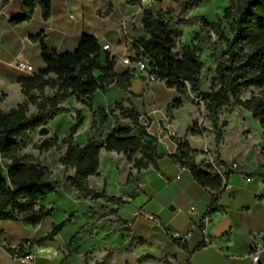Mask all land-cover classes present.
I'll return each mask as SVG.
<instances>
[{
  "label": "crops",
  "instance_id": "1",
  "mask_svg": "<svg viewBox=\"0 0 264 264\" xmlns=\"http://www.w3.org/2000/svg\"><path fill=\"white\" fill-rule=\"evenodd\" d=\"M22 1L8 0L0 9V111L3 112L27 99L20 80L29 75L14 61L18 58L24 60L35 72L45 68L40 44L32 41L31 35L42 31L45 45L64 53L73 51L84 34H92L107 42L100 55L103 64L106 56L132 53L121 44L120 23L124 17L130 18L128 33L136 39L147 38L142 19L145 11L152 10L150 6L154 3V0H140L138 4L128 0H50L48 19L42 17L41 8L37 6L29 21L10 24L11 18L23 13ZM114 29L117 37L112 36ZM120 65L124 69L117 71L116 65V72L126 70ZM48 77L53 78L54 74L50 73ZM144 88L146 84H142L139 94L131 95L115 85L110 86L105 93L109 97L97 102V106L93 102L92 111L95 106L104 108L121 99L127 105L129 100L130 107L139 112L140 122L147 125L146 131L158 139V169L149 165L136 172L134 181L119 184L116 174L130 170V163L122 153L101 149L98 171L88 177V183L92 190H104L108 196L119 199L112 202L84 196L76 192L68 180L64 183L71 188L62 192L50 179L55 191L40 202L51 209L48 216L36 225L20 220H0V264H167L170 260L181 264L188 261L190 264H252L249 255L251 234L264 232V179L261 176L264 174V159L258 150V146L264 143V128L250 111L233 106L236 114L243 116L234 117L237 139L230 141L228 138L230 125L235 124L232 121L224 128L223 139L217 145L207 119L201 134H191L192 123L199 113L197 108L189 112L188 124L180 129L178 114L186 104L167 111L168 101L162 106V113L155 117L156 109L152 104L142 102ZM48 91L53 90L46 88V95ZM97 92L100 91L93 95ZM84 109V119L73 136V144L80 146L95 138L94 129L89 127L91 111L86 105ZM156 122L157 128L153 129ZM75 124L66 129L69 131ZM242 127L248 128L247 140L238 132ZM159 129L164 133L158 135ZM180 140H186L196 151V164L213 157L227 166L233 162L237 164L236 168L228 169L225 180L229 187L220 190L215 204H212L214 191L199 185L188 169L179 171L178 162L170 157L178 152ZM201 150L209 153L203 154ZM21 154L32 155L26 151ZM178 173L180 177L174 180ZM73 175L74 169H71L69 177ZM94 182L97 187L93 186ZM139 183L143 185L142 189L136 188ZM191 205H195L199 213L207 212L210 221L205 234L200 228L192 230L184 248L170 237V233H184L199 220L198 215L189 214ZM101 206L107 210L101 212ZM150 215L155 216L158 223L149 221ZM223 218L228 221L229 229L214 237L213 231ZM62 221H65L64 225L50 235L53 227ZM15 249H19V254L32 252V263L15 257ZM259 262L264 264V251L260 253Z\"/></svg>",
  "mask_w": 264,
  "mask_h": 264
},
{
  "label": "trees",
  "instance_id": "2",
  "mask_svg": "<svg viewBox=\"0 0 264 264\" xmlns=\"http://www.w3.org/2000/svg\"><path fill=\"white\" fill-rule=\"evenodd\" d=\"M163 1L154 0L155 3ZM128 2L138 4L140 0ZM200 3L201 0H186L182 6L194 8ZM37 6L41 8L42 17L48 19L51 14L50 0H23V13L11 18L10 24L29 21ZM223 17L231 20L229 37L223 35L219 22L202 21L205 27L213 30L225 42L224 54L215 66V75L210 79L207 91L200 90L203 62L199 53L189 46L183 47L181 52H174L180 33L163 19L161 9L145 11L142 26L147 38L138 39L157 69V74L163 79L164 86L177 94L167 104V111L180 108L184 103L183 97L189 91L195 94L205 110L204 116L212 126L211 132L217 145L221 140L219 111L223 107L240 106L250 111L264 128V96L252 95L247 99L241 97L243 91L252 87L264 89V0L232 1L224 9ZM44 38L42 31L30 36L32 41L40 44L45 68L20 80L26 101L8 112L0 111V220H20L32 225L38 224L51 213V209L45 208L40 202L54 192L55 187L50 181L52 173L47 167L40 165L31 156L21 154V147L29 139V134L64 112L65 108L61 104L69 96L77 100L89 98L98 90L105 93L112 84L128 92V86L134 78L131 70L116 72L115 62L108 56L101 63L102 47L92 34H84L73 51L64 53L47 47ZM50 73L54 74L53 78L48 77ZM46 88L54 91L51 96L45 94ZM84 104L92 109L91 102L86 101ZM30 105L35 111L28 115ZM115 107L122 118L130 121L131 126L112 128L103 138L89 139L85 145L80 146L73 144V136L81 123L78 120L61 140L53 135L36 146L39 150L48 151L51 148L59 149L64 144L66 148L60 163L64 168L74 169V175L67 177L69 184L84 196L110 202L119 199L108 196L104 190H92L88 183V177L98 171L101 149L122 153L135 168L151 165L158 169L157 137L146 131L147 125L140 122V114L135 108H125L121 103H116ZM97 111L104 121L105 109L98 107ZM204 130L197 121L192 123L191 134L199 135ZM177 149L178 152L170 154V157L186 166L199 185L213 191L221 189L223 178L211 171L209 163L205 166L195 163L196 151L186 140H180ZM137 153L141 155L138 159L135 158ZM224 176H228V170ZM261 176L264 179V174ZM216 201L217 197H214L212 204ZM35 203L39 205L37 209L34 208ZM64 223L62 221L54 226L50 235Z\"/></svg>",
  "mask_w": 264,
  "mask_h": 264
},
{
  "label": "rangeland",
  "instance_id": "3",
  "mask_svg": "<svg viewBox=\"0 0 264 264\" xmlns=\"http://www.w3.org/2000/svg\"><path fill=\"white\" fill-rule=\"evenodd\" d=\"M184 1L186 0H164L161 3L154 2L152 3V6H150V8L153 10V12L161 9L163 19L167 21L171 27L179 31L180 36L177 39V47L174 52H181V49L186 46L195 48L197 50L200 55V59L203 62V67L200 72V90L207 91L209 90L210 79L215 75V66L224 54L225 42L224 40L220 39L213 30L205 27L202 24V21L205 20L208 22H219L223 35L225 37H229L231 35V20L225 19L223 17V13L224 9L230 6L232 1L235 2L236 0H201V3L194 8H184L182 6ZM4 2L5 0H0V9L4 5ZM126 28L129 29V23L126 24ZM117 35V31L116 29H114L112 32V36L117 37ZM116 65L117 71H121L124 69V67L119 63H115V66ZM110 86L114 87V84ZM51 93H53V91H48L47 95H51ZM105 93L100 91L89 98H81L79 100H77L74 96H69L61 104V106L65 108L64 112L57 114L52 120L47 122L46 126L48 127V132L43 135H39L36 131L30 133L29 139L21 147V151L31 152L35 157L32 155L28 156H31L36 162H38L42 166L47 167L51 171L52 174L50 179L55 185L59 187L62 192L63 190L69 191V188H71V186H67L64 181L67 180V177L70 176V170L73 169L69 167L64 168V166L60 163V158L62 157L66 146L64 144H61L59 149L51 148L48 151L39 150L36 148V146L41 141L47 140L53 135H56L59 140L65 137L68 133V130L66 129L68 125L77 123L78 120L83 121L84 116L82 114V110L86 111L84 109V103L86 101H89L93 105V102H96L95 105L97 106V102L103 101L105 97H109L108 95H105ZM143 95L144 99L142 100V102H149L156 109V113H153L155 117L159 116L162 113V106L166 102L171 101L177 97V94L173 89H168L164 85L154 83L146 84L145 92H142L141 96ZM252 95L264 96V89L252 87L248 90L243 91L241 97L242 99H247ZM183 100L186 105L178 114V127L180 129H183L188 124L190 117L189 112L195 110L196 108L199 112L196 121L203 127L204 120L207 118L204 116L205 110L199 104L197 98L195 97V94L189 91L183 97ZM116 103H121L125 108L131 106L129 100H127V105L124 99L114 101L110 105L104 107V121L101 119L102 116L100 117V115L98 114L96 106L94 107L95 111H92V109H90V113L92 114L90 118L92 120L89 118V127L91 129H94L95 138H103V136L107 133L106 130H110L111 126L112 128H117L121 126L132 125L128 119L122 118L120 116V111L115 107ZM235 110V107L226 106L219 111L221 139H223L224 132L226 131L224 128L228 126L230 122L235 121L236 118L234 117H243L240 113L236 114ZM34 111L35 108L30 107L27 114L29 115ZM208 123L210 122L208 121ZM234 123V125H230V129L228 131V138L230 139V141H236L237 139V135H235L237 130L236 121ZM157 125L158 124L156 122V124L152 128H157ZM62 129H64V131ZM247 129L248 128L242 127V129L238 130L240 136L243 137L242 139L244 140L248 139ZM63 132L65 133L63 134ZM201 153L208 154L209 152L201 150ZM140 156V153H137L135 155V158L138 159L140 158ZM208 159L209 158L203 159L202 162L198 165L205 166L209 161ZM213 159L215 158L213 157ZM119 163L121 162L119 161ZM118 166L120 167V165ZM129 169H132V171L127 170L124 172L127 177L126 181H134L137 177L136 172H139L142 168H135L133 167V163H130ZM119 175L120 174L117 173L116 178ZM93 186L97 187L95 182L93 183ZM100 209L101 212H105L107 210L106 208H104V206H101Z\"/></svg>",
  "mask_w": 264,
  "mask_h": 264
},
{
  "label": "built area",
  "instance_id": "4",
  "mask_svg": "<svg viewBox=\"0 0 264 264\" xmlns=\"http://www.w3.org/2000/svg\"><path fill=\"white\" fill-rule=\"evenodd\" d=\"M130 20L129 17H124L121 20L120 23V32L122 34L121 38V44L124 49H131L132 53L131 55H122L121 57L117 56H110V59H112L115 63L122 64L126 67V69L133 71L134 78L131 82V84L136 81V80H141L142 84L145 85L147 83H154V84H161L164 85L163 79L157 74V69L153 66L152 60L150 57L145 53L143 46L141 43L138 41V39L134 38L130 33H128L126 24ZM14 64L19 67L24 69L29 76H33L37 72L33 69L32 65L29 63L25 62L24 60L18 58L14 61ZM130 84V85H131ZM130 86H128L129 88ZM164 131L162 129H159L158 135L163 134ZM259 153L262 154L263 159H264V143L258 146ZM206 151V150H205ZM208 163L211 166V171L214 173L218 174L223 178V184L220 190L223 188H228L229 185L226 183V178H225V173L229 168H236L237 164L236 163H231L229 166L217 162L215 159H210ZM178 169L179 171L186 170L187 167L178 163ZM180 177L179 173L176 174L175 179L177 180ZM137 189H142L143 185L138 184ZM220 190H216L213 192V198L218 197ZM39 205L38 203L34 204V208H38ZM189 214L191 215H198L199 220L196 223H193L190 227L189 230H187L184 233L180 232H172L170 233V237L177 241L178 244L181 247H184L187 242L189 241L191 232L194 228H200L201 232L203 234L206 233V227L210 221V217L207 215V212L204 213H199L195 205H191ZM149 221L153 223H158V219L155 216H148ZM252 238V243L250 246V259L252 264H260L259 262V256L262 251H264V232H259V233H252L251 234ZM19 249H15L13 252V255L15 257H18L24 261H27L29 263H32L34 260V255L32 252H27L24 254H19ZM190 258V257H189ZM167 264H181L177 260H170L168 261ZM187 264H190L189 261Z\"/></svg>",
  "mask_w": 264,
  "mask_h": 264
},
{
  "label": "water",
  "instance_id": "5",
  "mask_svg": "<svg viewBox=\"0 0 264 264\" xmlns=\"http://www.w3.org/2000/svg\"><path fill=\"white\" fill-rule=\"evenodd\" d=\"M98 44L100 47H104L107 45V42L105 40H99ZM142 89V81L141 80H136L134 81L130 87L128 88V93L129 94H139ZM39 135L46 134L48 132V127L46 125H41L37 131ZM126 175L125 174H120L118 176V183L119 184H125L126 183ZM172 208V207H171ZM229 229L228 221L223 218L215 227L213 231V236L217 237L221 235L224 231Z\"/></svg>",
  "mask_w": 264,
  "mask_h": 264
}]
</instances>
